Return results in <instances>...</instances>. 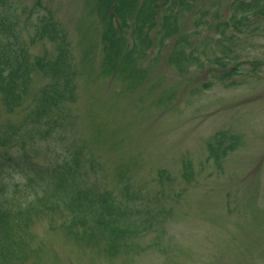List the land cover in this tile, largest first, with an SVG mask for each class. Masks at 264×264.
Masks as SVG:
<instances>
[{"label": "rangeland", "instance_id": "1", "mask_svg": "<svg viewBox=\"0 0 264 264\" xmlns=\"http://www.w3.org/2000/svg\"><path fill=\"white\" fill-rule=\"evenodd\" d=\"M41 1L67 29L78 59L86 44L96 46L93 67L79 76L80 98L68 106L66 128L44 141L39 155L84 140L102 162L98 174L89 170L91 179L122 193L125 170L148 200L164 204L168 217L135 240L144 250L111 255L69 239L41 216L32 227L41 251L27 264H264V0H195L179 17L178 34L161 44L157 27L151 31L153 44L141 60L147 78L126 92L117 77L100 73L98 12L86 0ZM242 2L253 7L239 9ZM223 22L231 23L225 33ZM180 34L199 61L185 72L169 61ZM125 35L130 42L131 30ZM53 48L49 40L31 47L39 54ZM233 67L236 73L220 78ZM46 81L35 74L36 87ZM23 114L7 112L0 96V131ZM99 120L107 124L105 140L94 128ZM222 129L240 134L243 143L219 168L206 161L207 143ZM183 157L196 171L190 182L182 176ZM159 168L171 179L160 181Z\"/></svg>", "mask_w": 264, "mask_h": 264}, {"label": "trees", "instance_id": "2", "mask_svg": "<svg viewBox=\"0 0 264 264\" xmlns=\"http://www.w3.org/2000/svg\"><path fill=\"white\" fill-rule=\"evenodd\" d=\"M194 1L86 0L87 8L98 12L103 23L101 75L115 76L123 83V91H134L148 75L141 60L153 44L151 31L157 27L156 40L161 44L178 34L179 17ZM238 7L250 10L253 6L242 2ZM230 26L223 22L221 33ZM125 30H131L130 42ZM41 40L54 43V48L34 53L31 47ZM187 42V36L180 34L169 55L170 63L181 72L199 63L197 56L187 51ZM95 46L93 41L86 44L78 59L67 29L41 0L33 5L0 0V96L7 112L24 113L0 131V264H27L38 256L42 245L34 244L37 235L32 227L41 216L49 218L52 228H60L69 239L100 246L111 255L144 250L135 240L155 223L163 226L168 217L164 204L148 200L125 170L119 173L122 193L91 179L89 170L98 174L102 162L88 151L84 140L39 155L44 141L66 128L68 106L80 98L79 76L93 67ZM38 72L47 81L36 87ZM236 72L233 67L220 78ZM106 126L104 120L94 124L103 140L107 139ZM242 143L240 134L219 130L208 140L206 161L213 160L220 168ZM158 176L160 181L171 179L165 168H159ZM182 176L189 182L196 178L192 162L185 157ZM58 217L60 222L53 223Z\"/></svg>", "mask_w": 264, "mask_h": 264}]
</instances>
